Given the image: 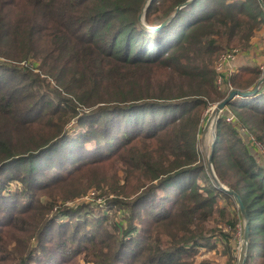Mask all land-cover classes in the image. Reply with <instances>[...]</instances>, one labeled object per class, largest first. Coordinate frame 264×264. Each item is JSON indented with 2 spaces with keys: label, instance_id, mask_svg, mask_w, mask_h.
Masks as SVG:
<instances>
[{
  "label": "trees",
  "instance_id": "16d2710c",
  "mask_svg": "<svg viewBox=\"0 0 264 264\" xmlns=\"http://www.w3.org/2000/svg\"><path fill=\"white\" fill-rule=\"evenodd\" d=\"M185 1L149 0L145 22L158 26ZM146 2L0 0V199L11 201L0 264H219L197 262L201 247L235 264L241 215L236 206L230 231L207 226L217 200L233 197L211 182L198 143L205 110L226 96L216 60L250 46L264 10L258 0H190L151 30L139 19ZM260 73L243 65L228 80L245 91ZM237 98L235 118L216 121L212 167L245 206V264L258 255L264 264V153L255 145L264 149V87ZM88 161L92 175L112 178L95 186L112 189L109 203L124 215L66 224L80 206L55 212V203L85 189L58 185L44 201L36 192ZM11 181L21 186L8 189Z\"/></svg>",
  "mask_w": 264,
  "mask_h": 264
},
{
  "label": "rangeland",
  "instance_id": "374dc122",
  "mask_svg": "<svg viewBox=\"0 0 264 264\" xmlns=\"http://www.w3.org/2000/svg\"><path fill=\"white\" fill-rule=\"evenodd\" d=\"M145 7H143V9L141 11L142 14H141L140 20H142V22L140 21V23H142V25H144L145 27L153 28L155 26L148 25V23L145 22V13H144ZM259 29L260 28H258L257 30H259ZM255 45L257 46L256 50L253 51V53H255V54L250 56V58L252 59V60H250L251 64H246V65H258V67H260V70H261L260 76H262V75H264V72H262V71H264V58H263L264 44H261L260 42L257 41V43ZM233 48H236V49L238 48V51H239V53L237 54L236 59H235V61H236L237 58L240 56L242 50L240 49L239 46L233 47ZM2 59L3 58L0 57L1 61H3ZM30 61L31 60H29V62ZM235 64H236V62L234 63V66H235ZM50 83H52V82H50ZM262 87H264V82L259 86V88H262ZM252 96H254V95H247L245 97H241L240 99L247 100L248 98H252ZM219 101L220 100L212 102V104H210L207 107V109L205 110V112L203 114L204 118H203V122H202V129L200 131L201 134L199 137L198 150H200V153L202 155L204 163L206 162L207 156L211 152V150H210L211 143L213 140L215 141L216 136H217L216 135L217 132L215 129L216 124L213 127L209 125L206 130H203V127H204V124L206 123L208 117L210 116L209 114L211 112L212 107ZM228 106H229V104L226 105V107L221 111V114L230 113L232 111L230 109V107H228ZM74 121L75 120H72V124L74 123L71 126L72 128L74 125H76ZM76 127L77 126H75L74 128H76ZM251 145H252V142H251ZM258 151L260 152L261 155H262V152L264 153V149L262 148V145H260V150H258ZM90 164H91L90 161H88L87 163L81 164L79 166L80 168H79L78 172L75 175L70 176V178L68 179L67 182L58 183L55 187L48 188V189H41V190L36 192V196L39 197V200L44 201L46 198V195H44V192L46 194L49 192L54 193V194L60 192L58 189H56L58 187V185L62 187L59 189H63L62 191H64V189L69 188L73 183L77 182L80 184L81 187H83L85 189L84 191H82V194H80V195L74 194L73 195L74 199H67V200H64L63 202H61V200L59 199L55 203V205H54L55 207L53 208V211H55V212L59 211V209L61 207H63L62 205L71 206L74 208H76V206H80V211H77L75 214L72 213L70 215H66V216L61 217V219H63V221H65L66 224H69V223L73 224L72 222H74L76 219H79L82 223L83 222H85V223L94 222L98 217L102 216V214L104 216L106 214L108 216H111L112 212L115 213L117 216L124 215L123 212H119V210L116 209L117 208L116 205H114L112 202L109 203V201H111L110 200L111 197H115V194L113 193L112 189L110 191H108V190L106 191L102 188H98L95 186V184H102L103 186H107L112 181V178L110 177V178H106L105 180H102L103 177L95 176L94 174L92 175L91 172L88 171L89 168H92V166H90ZM116 165L117 164H113L110 162L106 165V167L108 169H110V168L112 169ZM68 172L69 171H67V173ZM209 178H210V176H209ZM210 180H211V178H210ZM118 182H119V184H121L122 180L120 179ZM211 182L213 183L212 180H211ZM219 182H221V181H219ZM224 185H226V184H224ZM7 186H8L7 187L8 189L15 190L14 189L15 187H20L21 185L18 181L17 182L11 181L7 184ZM5 197L8 198L7 193L5 194ZM35 199H36V197L33 199H30L28 201H24V203H20V204H16V205L13 204L12 206L24 207V205L32 203ZM233 201L234 200L227 201L224 198H220L217 200V204L220 207L214 213V215L211 217V220L208 222L207 226L209 228L218 226V227L224 228L225 231H230V225L229 224L231 222H233V220L235 218L236 206H237L236 201H235V204L233 203ZM38 203H40V202L38 201ZM10 204H11L10 197L6 201L5 204L0 199V207L2 208L4 205V207L0 210V215H1L0 216V223H2V221H3L2 213L8 212V210L10 209ZM15 216L19 217L17 215H15ZM239 219L240 220L237 222V224L235 226L236 230L234 233L235 236H237L239 239L238 244L235 245V254H236L235 264H238L239 250H240V246H241V242H242V238H243L242 232H243V227H244V219H242V217H240ZM54 228H56V227H54ZM6 230H7V228L2 226V231H1L2 233L1 234L7 236ZM76 246H77V244H75L74 246H69V247L75 248ZM203 258L210 259L211 261L218 262L219 264H224V261L222 262L223 258L221 257V254H219L218 249L214 250V249H206L203 247L199 248V251H198L197 256H196V261L199 262V260H201ZM77 260L82 264V261L79 260L78 257H77ZM261 261H262L261 256L258 255L257 258L254 259L251 263L252 264H260ZM70 263H72V262H70Z\"/></svg>",
  "mask_w": 264,
  "mask_h": 264
},
{
  "label": "water",
  "instance_id": "95a60500",
  "mask_svg": "<svg viewBox=\"0 0 264 264\" xmlns=\"http://www.w3.org/2000/svg\"><path fill=\"white\" fill-rule=\"evenodd\" d=\"M149 0H147V2L145 3V6L147 5ZM190 0L185 1L184 3L178 4L175 7L174 13L169 16L168 18L164 19L158 26H155L153 28H151L152 30H156L158 29L159 26L166 24L171 17L176 13V11L183 7L184 5H186ZM261 8L264 10V2L263 0H258ZM144 6V7H145ZM143 9V8H142ZM142 14V13H141ZM141 14L139 16V19L141 17ZM142 22V20H140ZM259 80L257 81V83L255 84V86L251 89H247L245 91L239 90V89H232L229 91V94L227 96H225L224 99L220 100L219 102H217L211 109L210 112V116L208 117L206 123L204 124L203 130H206L207 127L210 126H214L216 124V121L218 119V117L220 116L219 114L221 113V111L226 107V105L230 104V102L233 99H236L237 97H245L247 95H256L258 93V89L259 86L264 82V75L260 76L258 78ZM213 145H214V140L211 143V147H210V154L207 156L206 158V162H205V167L208 171V174L211 178V180L213 181V183L221 190H223L224 192H226L227 194H229L231 197H233V200L236 201L237 207L239 209L240 215L242 217V219H244V227H243V232H242V242H241V246H240V250H239V258H238V264H245L246 262V257H247V244H248V223H249V219L247 218V214H246V210H245V206L243 204V202L240 199V195L234 191L233 189H230L229 187H227L226 185L222 184L221 182H219L214 168L212 167V152H213Z\"/></svg>",
  "mask_w": 264,
  "mask_h": 264
},
{
  "label": "built area",
  "instance_id": "2783aa9c",
  "mask_svg": "<svg viewBox=\"0 0 264 264\" xmlns=\"http://www.w3.org/2000/svg\"><path fill=\"white\" fill-rule=\"evenodd\" d=\"M238 53V48H232L221 53L216 60V73L214 76L215 85L219 90H224L226 92V96L229 94V91L233 89V86L228 78L229 75H231V73L235 70L234 63ZM225 115L227 122H230L235 118V115H233L231 112L226 113ZM255 145L258 149H260L258 142H255Z\"/></svg>",
  "mask_w": 264,
  "mask_h": 264
},
{
  "label": "crops",
  "instance_id": "0c3cea01",
  "mask_svg": "<svg viewBox=\"0 0 264 264\" xmlns=\"http://www.w3.org/2000/svg\"><path fill=\"white\" fill-rule=\"evenodd\" d=\"M263 32H264V26L261 29L257 30V33L255 34V36L252 37L250 46L248 48H246V50H242L240 56L235 61L236 62L235 67L236 68L232 73L237 71V69L243 65L251 64L250 60H252V59L250 58V56L255 54V53H253V51L256 50V48H257V46L255 44L257 43V41L260 42L261 44H264V33ZM263 58H264V54H263ZM238 98H241V97H238Z\"/></svg>",
  "mask_w": 264,
  "mask_h": 264
}]
</instances>
